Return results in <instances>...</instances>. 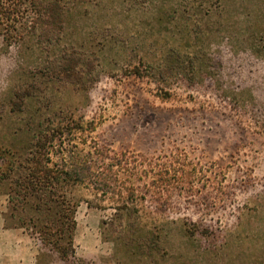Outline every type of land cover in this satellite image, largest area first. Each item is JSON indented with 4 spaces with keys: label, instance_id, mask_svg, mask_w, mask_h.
I'll list each match as a JSON object with an SVG mask.
<instances>
[{
    "label": "rangeland",
    "instance_id": "rangeland-1",
    "mask_svg": "<svg viewBox=\"0 0 264 264\" xmlns=\"http://www.w3.org/2000/svg\"><path fill=\"white\" fill-rule=\"evenodd\" d=\"M72 1L57 45L0 35V155L28 126L74 120L79 149L124 152L147 176L78 185L75 257L34 239L37 264H264V0ZM65 50L69 81L46 72ZM165 165L185 174L162 183ZM12 213L4 175L0 222L26 232Z\"/></svg>",
    "mask_w": 264,
    "mask_h": 264
},
{
    "label": "trees",
    "instance_id": "trees-1",
    "mask_svg": "<svg viewBox=\"0 0 264 264\" xmlns=\"http://www.w3.org/2000/svg\"><path fill=\"white\" fill-rule=\"evenodd\" d=\"M74 8L72 0H0V35L7 43L21 41L29 34L44 47L57 45ZM59 55L47 61L46 72L52 77L59 72L69 81V75H74L70 53L65 50ZM61 122L28 126L22 152L16 155L8 150V159L0 155V178L8 176L14 222L8 228H24L42 246L67 260L75 257V217L80 203L75 188L83 184L111 193L120 172L138 182L147 175L138 165H131L124 152L96 141L84 139L85 148L79 149L72 143L73 135L84 130L74 120ZM177 172L185 174L184 167L177 170L165 165L157 173L151 170L162 183Z\"/></svg>",
    "mask_w": 264,
    "mask_h": 264
},
{
    "label": "crops",
    "instance_id": "crops-1",
    "mask_svg": "<svg viewBox=\"0 0 264 264\" xmlns=\"http://www.w3.org/2000/svg\"><path fill=\"white\" fill-rule=\"evenodd\" d=\"M36 241L20 229H6L0 222V264H37Z\"/></svg>",
    "mask_w": 264,
    "mask_h": 264
}]
</instances>
